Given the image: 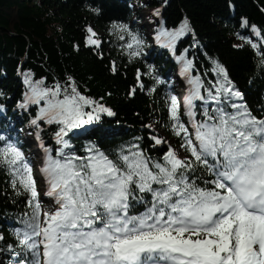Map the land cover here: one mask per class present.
Segmentation results:
<instances>
[{
	"label": "snow or ice",
	"instance_id": "obj_1",
	"mask_svg": "<svg viewBox=\"0 0 264 264\" xmlns=\"http://www.w3.org/2000/svg\"><path fill=\"white\" fill-rule=\"evenodd\" d=\"M166 4L148 14L147 35L112 19L105 41L84 26L83 47L103 60L108 43L126 59L124 67L135 65L126 96L152 98L147 122L134 113L146 136L105 145V117L118 113L103 96L81 91L68 73L51 81L21 73L15 108L28 114L30 131L0 124V172L13 204L23 198V210L13 240L0 232V264H264V96L254 105L227 66L207 53L199 64L190 52L199 51L195 28L187 16L168 27ZM152 17H160L155 28ZM240 27L256 37L236 33L253 50L264 81V27L246 16ZM188 35L193 42L181 49ZM153 43L174 62L175 82L147 61ZM109 64L113 75L120 72L115 59ZM21 133L33 137L37 151Z\"/></svg>",
	"mask_w": 264,
	"mask_h": 264
},
{
	"label": "trees",
	"instance_id": "obj_2",
	"mask_svg": "<svg viewBox=\"0 0 264 264\" xmlns=\"http://www.w3.org/2000/svg\"><path fill=\"white\" fill-rule=\"evenodd\" d=\"M134 1L0 0V89L5 92V97H0V103L7 105V112L0 113V124H6L7 120L15 117V100L23 91V71L31 70L36 78L47 76L49 81L53 76L63 80L68 73L75 77L81 91L86 86L88 95L96 98L103 96L104 102L118 113L115 118L105 117L102 127L110 133L104 139L105 145L119 144L138 135L146 136L134 113H141L147 122L152 110V98L140 92L134 98L126 96L128 86L135 80V65L124 67L126 59H121L115 47L110 50L108 43L103 46V60L83 47L86 24H91L105 41L109 39L105 29L112 19L127 22L133 30L144 32L132 17L130 4ZM151 1L155 7L164 4V0ZM86 4L100 7L101 15L89 11ZM184 16L190 19L196 31L199 51L190 49V52L195 53L197 62H206L205 53L219 59L239 86L249 92V98L255 105L264 96V81L255 69L257 58H254L253 50L245 42L241 48L233 47V38L239 39L244 31L251 35L250 29L240 27L241 16L248 17L250 23L258 27H264V0H167L162 17L168 27L178 25ZM149 40L151 42V38ZM77 42L81 44L78 51L73 47ZM192 42V36L188 35L179 47L183 49ZM147 51V61L156 63L163 78L167 79L174 66L167 50L153 43ZM111 59H115L121 69L116 75L109 71ZM250 80L256 82L250 84ZM145 82L150 83L148 78H145ZM109 92L110 96L107 95ZM8 97L13 99L9 100ZM27 118V113L19 114L21 125L13 126L17 130L23 128ZM83 142L77 141V146ZM6 179L0 172V232L7 240H13L12 227L23 210V198H15L17 204H13L14 197L11 189L6 187Z\"/></svg>",
	"mask_w": 264,
	"mask_h": 264
},
{
	"label": "rangeland",
	"instance_id": "obj_3",
	"mask_svg": "<svg viewBox=\"0 0 264 264\" xmlns=\"http://www.w3.org/2000/svg\"><path fill=\"white\" fill-rule=\"evenodd\" d=\"M144 5H147V7H145ZM130 8L132 11L134 21L137 24L138 28L144 29L145 34L147 35L148 28L145 26L149 24L148 14L151 12L153 8L156 7L152 6L151 0H135L130 4ZM157 21H158L157 17H152V22H151L152 28H155ZM242 33H243L242 36H247V37L249 36L247 32H242ZM233 42L234 44H240V45L243 44V42L237 38H233ZM13 113L15 114V120H13V122H17L19 121L17 117L19 115L18 113L21 114L23 112H21L19 109H15ZM26 130H28L27 127ZM34 145H35V141H34ZM34 148H36V146Z\"/></svg>",
	"mask_w": 264,
	"mask_h": 264
}]
</instances>
